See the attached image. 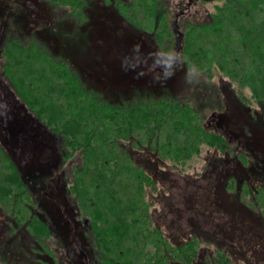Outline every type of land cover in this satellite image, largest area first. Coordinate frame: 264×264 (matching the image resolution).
<instances>
[{"label": "trees", "instance_id": "1", "mask_svg": "<svg viewBox=\"0 0 264 264\" xmlns=\"http://www.w3.org/2000/svg\"><path fill=\"white\" fill-rule=\"evenodd\" d=\"M39 1L55 12L58 21L71 10L88 8L86 0ZM220 1L208 22L186 24L181 33L182 63L212 86L215 80L225 83L251 106L244 94L248 90L260 107L251 106L252 110L264 112V0ZM15 3L0 0V18H10L1 52L9 65L5 63L0 73L9 80L11 97L18 101L9 102L8 109L21 105L57 136L64 166L74 160L71 180L64 178L65 190L79 221L90 226L87 236L96 262L194 264L202 247L209 244L198 235L186 242L170 240L154 217L150 196L159 191L162 170L183 172L204 145L232 161H252L255 166L251 167L259 170L257 152L239 150L243 143L206 126L203 110L187 99L136 93L115 101L92 89L64 54L42 51L40 39L50 28L20 31L25 15ZM113 4L135 29L151 35L159 48L167 50L175 40L164 0H115ZM212 104L211 110H225L220 96ZM250 143V147L256 145ZM10 163L15 161L0 145V208L27 226L28 232L39 227L33 235L48 238L46 222L33 213L42 205L30 197L32 189L20 178L17 164ZM230 189L264 218V189L238 191L233 182ZM214 243L208 259L235 264L221 244Z\"/></svg>", "mask_w": 264, "mask_h": 264}, {"label": "rangeland", "instance_id": "2", "mask_svg": "<svg viewBox=\"0 0 264 264\" xmlns=\"http://www.w3.org/2000/svg\"><path fill=\"white\" fill-rule=\"evenodd\" d=\"M113 1L86 0V10H71L62 21H58L55 12L48 10L39 0H15V5L25 15L20 22V31L50 28L40 39L44 42L39 45L42 51L64 54L83 81L107 97L122 101L136 93L170 94L195 103L203 110L205 124L216 112L211 110L214 107L211 103L220 96L228 103L230 113L238 114L245 121L243 108L228 91L225 92V83L215 80L212 86L202 80L198 73L187 70L180 55L172 64L180 40L178 34L167 50L159 48L151 35L141 33L123 18ZM189 3L190 0H164L171 27L175 29L176 24L181 33L188 23L208 22L214 7L221 1L197 0L190 7ZM3 43L0 44L1 52ZM7 59L0 56V72ZM12 92L9 80L0 73V97L5 99L4 105L0 104L2 149L25 173L41 172L51 162H57L52 171L58 170L62 151L57 136L49 134V129L21 105L9 110V102H18L11 97ZM244 94L252 107L260 109L248 90ZM208 105L210 107L206 109ZM261 117L264 120V114L258 117V121ZM231 129L235 130L233 126ZM243 167L248 165L238 166L216 153L214 148L204 145L201 153L183 172L169 168L167 173L162 170L159 191L150 196L154 201V217L170 240L175 238L182 242L187 237L198 235L209 244L202 247L194 264H206L214 253L210 248H215L214 240L221 244L224 254L235 264H264V218L251 208L247 210L240 206L226 189L227 180L230 181L235 174L241 175ZM62 178L58 180L61 185ZM61 185H58L59 189ZM42 206H46V212L57 227L58 239L64 243L72 241L75 246L77 242L83 243L85 237L78 231V225L72 219L73 213L65 211L71 208L63 207L58 200H46ZM8 233V222L0 210V250L6 252L4 257L10 260L13 256L18 258L19 252L28 255L31 239L23 236L22 240L12 242ZM10 246L12 249L8 251Z\"/></svg>", "mask_w": 264, "mask_h": 264}, {"label": "flooded vegetation", "instance_id": "3", "mask_svg": "<svg viewBox=\"0 0 264 264\" xmlns=\"http://www.w3.org/2000/svg\"><path fill=\"white\" fill-rule=\"evenodd\" d=\"M196 1L197 0H190L188 6L190 7ZM176 20H174V22ZM9 22H10L9 17H7L6 19L0 18V24H1L0 44H2L4 38H6L7 31L9 30L10 27ZM175 28H177V25ZM0 53H1V49H0ZM177 58H176V50H175V59L172 62V64L176 63ZM226 91H228V93H230V96H232V98H235L239 102L238 104L243 108L245 114V121L242 120L238 114L230 113L231 109L228 107V103L222 100L223 103L225 104V110L223 112L221 111L214 112L213 114L215 115H213L212 118H210L209 120H206L207 123L205 124L213 131L214 130L221 131L224 134L231 136V139L238 140L239 142L243 143L241 148H238L239 150L240 149L241 150L248 149L250 151L253 150L254 152L256 151L257 154L259 155L258 157L260 162L259 170L255 169L256 167H251V166H255L254 162L252 161L250 162L247 161L245 162V164H242L238 161L236 162L233 161L238 166L248 165V167L242 168L243 171L241 175L235 174L233 175V177L230 178V181L227 180V186H226V189L229 192V194L236 200L237 203H239L240 206L246 208L247 210H251L249 204H244L239 201L238 195L236 193H233L230 187H231V182H233L235 183V186L237 187L238 191H242L243 187H246L247 189L252 187V189H254L260 186L262 190L264 189V120H262L261 117V119L259 118L260 120L258 121V117L262 116L264 112L260 110L253 111L251 106L245 105L243 101L242 100L240 101L237 95L234 94V90H232L231 87L227 86L225 92ZM222 93H224V91H222ZM0 100H1L0 104L4 105L3 102H5V99L0 97ZM216 117L218 118V121H214V118ZM232 126L235 128V130L231 129ZM49 134L51 133L49 132ZM252 141H255L256 145L250 147L251 144L250 142ZM254 156L255 155H253V157ZM62 157L63 156H61V158H58L61 167L56 171H52V170L55 168L57 162L55 163L51 162L48 166H46L45 170H42L41 172H34L32 174L25 173L23 171V168H21L19 165H16L17 167L16 166L15 167L17 173L20 175V178L25 182H28V185L30 186L33 192V195H31L30 197L40 202L39 207H41V205L44 202H46V200H49L50 202L54 200H58L63 207L65 206L66 208H71L65 211L67 213H71V212L73 213L72 219L75 221V223H77L78 231L82 232V234L85 237L83 243L80 244L77 242L75 246V244L72 241H68L67 243H64L62 242L63 240L61 241L60 239H58L59 237H58L57 227L53 225L51 215L46 212V206H42L43 209H41L40 211L35 210L33 211V213L36 218L39 217L38 220L42 219L44 222H46V226H48L49 232L51 234L49 235L48 238H42V237L40 238L37 235H33V233L40 230L39 227H34L32 233L28 232L27 226L22 225L21 221L16 220L17 221L16 223L11 215H9L2 208H0L1 213H3L6 221L8 222V228H9L8 235L10 236V240H12V242L16 240H22L23 236H27L31 239V246L28 255L27 253L25 254V252H19L20 257L16 258V256H13L10 260L4 257L6 252L4 250L3 251L0 250V255H2V257L0 256V264H98L95 259L94 250L91 246V242L89 240V237L87 236V234H89L88 230L90 229V226H87L86 221L84 223L79 221L75 209V204L70 199L68 194H66V190H65L66 182L64 181V178L67 177L68 180H71L70 173L76 164L74 160H71L66 164L65 167L64 163L61 161ZM227 159L232 161V159L230 158ZM61 177H63L62 178L63 182H61L62 185L58 183V180ZM58 185L59 186L61 185L60 189ZM71 230L74 231V228H72ZM187 239L190 238L187 237L184 241L186 242ZM20 246L21 244H19V247ZM78 246H80V248H78ZM22 247H24V245H22ZM11 249L12 248L10 246L8 251H11ZM211 261L212 260L208 259L206 261V264H216V262L212 263ZM178 264H183V263L180 261Z\"/></svg>", "mask_w": 264, "mask_h": 264}, {"label": "water", "instance_id": "4", "mask_svg": "<svg viewBox=\"0 0 264 264\" xmlns=\"http://www.w3.org/2000/svg\"><path fill=\"white\" fill-rule=\"evenodd\" d=\"M174 27H176V25H175ZM175 32H176V34H178V36L180 37V40H179V42H178V44H177V48H176V58H177L178 55H179V53H180V51H181L182 40H181V33H180V31H179L177 28H175Z\"/></svg>", "mask_w": 264, "mask_h": 264}]
</instances>
